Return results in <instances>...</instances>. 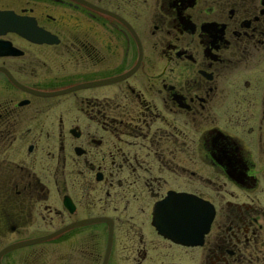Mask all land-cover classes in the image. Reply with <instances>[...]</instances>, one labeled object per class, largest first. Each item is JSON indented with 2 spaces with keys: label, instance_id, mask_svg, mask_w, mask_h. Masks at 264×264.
Returning <instances> with one entry per match:
<instances>
[{
  "label": "flooded vegetation",
  "instance_id": "af4514ba",
  "mask_svg": "<svg viewBox=\"0 0 264 264\" xmlns=\"http://www.w3.org/2000/svg\"><path fill=\"white\" fill-rule=\"evenodd\" d=\"M70 222L0 264H264V0H0V251Z\"/></svg>",
  "mask_w": 264,
  "mask_h": 264
},
{
  "label": "water",
  "instance_id": "95a60500",
  "mask_svg": "<svg viewBox=\"0 0 264 264\" xmlns=\"http://www.w3.org/2000/svg\"><path fill=\"white\" fill-rule=\"evenodd\" d=\"M201 207L202 214L199 212ZM210 217V206L207 203L191 201L180 193H170L153 206L152 222L159 232L173 241L194 244L200 242L201 236L208 226ZM70 227L71 222L56 229L52 234L11 243L2 248L0 252L24 243L49 239ZM109 241L110 234L108 233L106 251L109 246ZM106 251L103 262H105Z\"/></svg>",
  "mask_w": 264,
  "mask_h": 264
},
{
  "label": "rangeland",
  "instance_id": "374dc122",
  "mask_svg": "<svg viewBox=\"0 0 264 264\" xmlns=\"http://www.w3.org/2000/svg\"><path fill=\"white\" fill-rule=\"evenodd\" d=\"M149 235L153 236V233L148 232ZM67 242V236H59V237H54L53 239L47 240L44 244L46 246V250H54L55 254H61L66 250V244ZM125 244H128L127 241H124ZM59 252V253H58ZM110 264H117V261L114 259H110Z\"/></svg>",
  "mask_w": 264,
  "mask_h": 264
}]
</instances>
